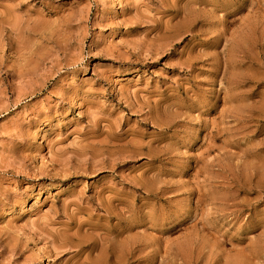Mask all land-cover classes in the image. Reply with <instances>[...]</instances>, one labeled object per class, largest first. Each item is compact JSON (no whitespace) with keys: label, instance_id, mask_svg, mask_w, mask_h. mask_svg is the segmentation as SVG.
Segmentation results:
<instances>
[{"label":"rangeland","instance_id":"1","mask_svg":"<svg viewBox=\"0 0 264 264\" xmlns=\"http://www.w3.org/2000/svg\"><path fill=\"white\" fill-rule=\"evenodd\" d=\"M0 264H264V0H0Z\"/></svg>","mask_w":264,"mask_h":264},{"label":"bare ground","instance_id":"2","mask_svg":"<svg viewBox=\"0 0 264 264\" xmlns=\"http://www.w3.org/2000/svg\"><path fill=\"white\" fill-rule=\"evenodd\" d=\"M109 255L112 256V257H116V256H115V250H114L113 247H110V248H109Z\"/></svg>","mask_w":264,"mask_h":264}]
</instances>
